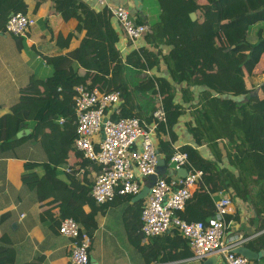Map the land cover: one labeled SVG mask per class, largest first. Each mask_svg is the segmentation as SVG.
<instances>
[{
    "label": "trees",
    "instance_id": "trees-1",
    "mask_svg": "<svg viewBox=\"0 0 264 264\" xmlns=\"http://www.w3.org/2000/svg\"><path fill=\"white\" fill-rule=\"evenodd\" d=\"M42 1L36 0L33 12ZM156 1L160 8L159 19L148 26L143 38L158 51L140 46L122 56L116 46L119 32L113 27V17L105 7L95 10L83 0H50L49 15H60L65 21L75 19L74 31H85V34L79 46L70 52V58L39 54L40 60L51 67V72L46 76L32 72L28 82L19 87L16 98L7 106L8 112L0 116V149L13 152L23 139L16 137L17 132L29 128L26 139L37 146L40 161L25 163L23 183L28 181V171L41 167L43 173L37 179L34 193L38 201L48 193L49 198L44 203L54 204L49 210H43L41 218L57 207L58 215L50 224L54 232H58L63 218L71 217L92 238L97 214L107 204L114 205L118 199L130 202L133 196L115 195L105 205L91 197V185L101 172V166L84 158L73 147L76 137L74 86L88 82L90 87L101 91H119L122 98L119 114H112L111 118L134 116L145 122L150 121L156 109L157 87L166 115V122L157 129V146L168 162L174 150L172 128L183 110L173 102L175 91L167 80L142 75L158 63L160 56L173 80L179 82L197 74L201 77L197 84L206 85L217 94L209 98L206 106L202 104L201 119L207 124L193 129L196 143L200 144L205 136L215 159L204 158L191 145L180 147L191 163L203 171V177L184 209L177 212L178 216L187 222L204 221L214 213L211 194L233 192L252 205L259 218L257 231L263 230L264 81L259 77L264 74V0ZM14 12H27L25 0H0V36L9 38L18 53L33 49L26 45L25 36L6 30V21ZM190 13H195L196 19H191ZM39 22L49 25L47 18ZM117 24L126 36L122 26ZM257 24L258 38L250 43L248 35ZM73 37V33L65 36L58 33L55 43L59 48H68ZM162 45L170 47L167 54L161 53ZM234 98L244 99L236 101ZM59 118H63L62 123L58 122ZM166 135L170 136V141ZM218 140L230 143L225 155L218 147ZM223 157L236 173L226 166L219 167ZM59 166L71 169L66 173L68 182L57 177ZM144 182L149 183L147 179ZM144 201L131 203L136 212L132 230L128 229L135 233L132 242L143 263L168 264L192 257L187 239L176 227L142 242L140 213ZM226 220H230V215H226ZM244 245L254 251L264 250V231ZM250 261L256 260H248L249 264ZM261 261L264 264V257ZM0 264H15L13 249L3 236L0 237Z\"/></svg>",
    "mask_w": 264,
    "mask_h": 264
},
{
    "label": "crops",
    "instance_id": "crops-1",
    "mask_svg": "<svg viewBox=\"0 0 264 264\" xmlns=\"http://www.w3.org/2000/svg\"><path fill=\"white\" fill-rule=\"evenodd\" d=\"M83 1L95 10H100L96 0ZM120 1L127 5L136 21L150 26L159 19L160 8L156 0H142L141 10L135 8L132 0ZM25 2L27 4L26 13L31 14L37 20L36 24L25 35L26 45L33 46V49L22 50L18 53L14 43L9 38L0 36V116L8 112L7 106L16 98L19 87L28 82L29 75L32 72L38 76H46L51 72V67L40 60V55H60L70 58V52L79 46L85 34V31L80 33L74 31L75 19L65 21L60 15H49L50 0L42 1L35 12L32 9L36 0H25ZM150 2L156 3V6H152ZM46 18L49 23L47 26L39 22V19ZM191 19H196L195 13ZM117 23V20L112 18V25L119 32V39L116 44L117 50L122 56L133 49H138L140 46H145L154 52L158 51L145 43L144 36L131 42L127 36L121 33ZM58 33L64 36L68 33L74 34L68 48H59L56 45L55 40ZM169 50L170 47L161 46L162 54H167ZM154 62L156 63V61ZM74 66H76V63ZM142 75L164 78L173 86L175 91L173 102L183 110L172 128L175 134L172 141L173 146L191 145L204 158L214 160L213 148L209 141L204 136L200 144L196 143L193 129L196 126L201 129L204 124H207V121L201 119L203 98L206 101V106L210 102L209 98L217 96V94L208 86L197 84V81L201 80V77L197 74H192L188 79L179 82L173 80L167 65L160 56L158 63L148 68L146 72H142ZM234 99L243 101L242 98ZM16 115L22 117L20 113ZM27 135L21 137L23 138L21 145L13 152L0 149V237H5L6 242L12 247L15 264H71V240L57 231L54 232L50 227L53 221L52 218L58 215L57 207L51 209V212H48L44 219L41 218L43 210H49L54 206V204L47 205L44 203L49 198L48 193L39 201L34 193L37 179L43 173L42 168L35 167L28 171V181L23 183L22 173L25 163L27 161H40L37 146L26 139ZM168 135H166V138L169 140L170 136ZM225 166L236 173V170L229 165L228 161L222 158L219 167ZM64 167H58L57 177L61 181L68 182ZM167 171L172 174L169 168ZM219 192L229 195L231 198L228 214L230 215L231 224L227 230V237L243 238L250 241L264 231V229L257 231L259 218L256 217L253 207L248 201H243L234 195L233 197L230 192ZM132 199L130 202L118 199V202L114 205L107 204L104 210L97 214V227L93 231L88 249V264H94L91 261L92 258L95 264H144L138 248L132 242L135 233L130 230H132L131 225L134 223V213L136 212V209L131 205L132 202L136 201ZM129 234L132 236H129ZM145 241L142 239V242ZM259 251L262 253L261 256L255 259V262L250 261V264H262L261 258L264 257V250ZM168 264H199V262L192 260L190 257L172 261Z\"/></svg>",
    "mask_w": 264,
    "mask_h": 264
},
{
    "label": "built area",
    "instance_id": "built-area-1",
    "mask_svg": "<svg viewBox=\"0 0 264 264\" xmlns=\"http://www.w3.org/2000/svg\"><path fill=\"white\" fill-rule=\"evenodd\" d=\"M96 4L109 11L131 42L148 32V25L137 23L122 1L96 0ZM36 22L31 14L14 12L9 15L5 28L10 33L25 36ZM156 91V109L150 121L145 122L134 116L111 118L112 114H119V103L122 101L119 91H101L95 86L90 87L88 82L74 86L76 137L73 147L84 158L101 166V172L90 189L91 197L98 204H107L115 195H136L146 184L144 180L155 173L158 155L163 157L157 146V129L166 122L157 87ZM58 122L62 123L63 118H59ZM173 149L166 161L172 174L166 171L164 176H159L149 185V193L141 209L143 241L176 227L188 241L192 260L200 262L209 255L217 254L220 264H249L247 258L234 252L246 239L227 237L231 224L230 220H226L231 205L229 195L222 192L211 194L214 213L204 221L187 222L178 216L177 212L184 209L197 185L202 182L203 171L191 163L188 154L180 147L173 146ZM182 168L186 169L185 176L176 174ZM70 170L69 167L64 168L66 172ZM58 232L71 240V264H88L91 238L80 224L71 217L63 218Z\"/></svg>",
    "mask_w": 264,
    "mask_h": 264
},
{
    "label": "water",
    "instance_id": "water-1",
    "mask_svg": "<svg viewBox=\"0 0 264 264\" xmlns=\"http://www.w3.org/2000/svg\"><path fill=\"white\" fill-rule=\"evenodd\" d=\"M132 2H133V5L135 6L136 9L141 10L142 0H132ZM190 16H191V18H193L194 13H190ZM28 133H29L28 128L21 129L17 132L16 137L21 138V137H23V135L28 134ZM166 171H167L166 160L164 157L158 155L155 173L148 176L149 183L144 184L141 187V190L139 191V193H137L133 197L132 200L133 201H139V200L145 199L149 193L150 183H154L159 176H164L166 174ZM169 174H171V173L169 172ZM176 174H178L180 176H185L186 175V169L182 168V169L178 170L176 172ZM234 252L239 254V255L244 256L248 260H255L258 257H260L262 254L260 251L259 252L252 251L251 249H249L245 245L237 246L234 249ZM91 261H93V263L95 264V261L93 258L91 259ZM219 262H220V257L217 254H212V255L207 256L203 260H201L199 264H220Z\"/></svg>",
    "mask_w": 264,
    "mask_h": 264
},
{
    "label": "rangeland",
    "instance_id": "rangeland-1",
    "mask_svg": "<svg viewBox=\"0 0 264 264\" xmlns=\"http://www.w3.org/2000/svg\"><path fill=\"white\" fill-rule=\"evenodd\" d=\"M150 4H152V6H156V3H154V2H150ZM258 27H259V24H257L256 26L254 25V26H252L251 27V30H250V33H249V35H248V41L250 42V43H254L256 40H257V38H258V36H257V34H256V31H257V29H258ZM260 69H261V66H260ZM142 77V76H141ZM259 80L260 81H264V75H260V77H259ZM244 98H242L241 100H243ZM157 101V99L155 100V102ZM203 104L205 105L206 104V101L204 100V98H203ZM217 143H218V147L220 148V151H221V153H222V155H225V150H226V147L227 146H229L230 147V143H228L227 141H225V140H218L217 141ZM224 145H225V148H224ZM223 159H224V157H223ZM171 169L169 168V171H170ZM232 196H233V194H231ZM234 197V196H233Z\"/></svg>",
    "mask_w": 264,
    "mask_h": 264
}]
</instances>
